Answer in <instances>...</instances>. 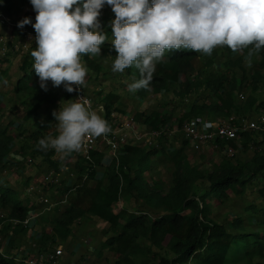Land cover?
<instances>
[{"label":"trees","instance_id":"trees-1","mask_svg":"<svg viewBox=\"0 0 264 264\" xmlns=\"http://www.w3.org/2000/svg\"><path fill=\"white\" fill-rule=\"evenodd\" d=\"M15 6L14 0H4L0 11L12 14ZM109 10L112 9L107 6L101 9L103 17L99 19L107 39L112 35ZM34 48L21 53L24 54L19 64L21 75L14 85L19 101L26 97L32 99L23 115L24 122L31 121V128L26 130L18 124L14 131L11 121L0 126V168L3 171L7 163L21 158L25 162L44 164L55 174L68 172L69 177L63 178L56 190L60 200L66 201L61 211L54 212L52 223L41 226L40 215H35L36 206L25 202L17 189L2 183L0 207L9 219L37 218L30 241H36L38 251L58 244L63 245L64 253L74 250L76 246L71 248L68 244L73 239V226L80 230V225L95 220L101 233L96 254L104 257L107 264H264V183L261 184L264 150L257 146L247 159L223 154L211 168H201L186 154L187 140L182 136L178 144L171 143V137L170 142L167 140L174 126L181 129L184 121L196 117L222 118L236 124L233 116L240 118L243 111L261 104L257 94L264 81V48L257 52L250 46L233 52L227 46L217 47L213 51L225 59L216 71L209 70L216 59L214 53L206 56L191 49L166 51L156 65L150 88L140 89L136 95L144 98L150 93L156 96L170 93L168 99L149 112L132 113L137 124L158 133L155 141L148 144L131 137L117 150L116 156L106 155L105 150H94L90 152V160L80 152L74 156L61 154L60 158L54 149L46 152L39 149V139L58 134L52 113L61 98L58 89L50 88L51 81L47 83V91L40 87L31 56ZM249 53L256 59L247 76L245 61ZM17 54L0 56V82L9 77V59ZM116 55L112 42L107 40L101 46V54H84L81 62L87 68L85 80L98 75L102 58L108 56L115 61ZM125 73L133 74L134 81L141 78L134 66L126 68ZM244 88L248 89L246 102L239 103V94ZM97 94L96 102L102 104L104 119L112 127L111 114H125L120 94L114 91ZM69 97L75 100L73 92L66 93L65 98ZM43 106L45 112L39 117L38 111ZM3 107L0 92V113ZM213 144L215 147L210 146L220 152L228 147L234 152L248 153L255 137L252 131H239L236 139L216 138ZM162 163L171 166L168 178L161 175ZM253 182L258 186L263 206L246 208L252 222L243 216H234L228 222L218 220L216 207L231 195L242 196ZM132 201L143 207L132 209ZM10 229L15 235L28 232V226L12 227L5 223L3 235ZM18 253L15 250L13 254ZM14 256L4 245L0 248V264H17Z\"/></svg>","mask_w":264,"mask_h":264},{"label":"clouds","instance_id":"clouds-1","mask_svg":"<svg viewBox=\"0 0 264 264\" xmlns=\"http://www.w3.org/2000/svg\"><path fill=\"white\" fill-rule=\"evenodd\" d=\"M4 0H0V5ZM37 15L18 21L31 24L37 47L31 52L40 87L63 85L72 93L85 86L84 54H101L107 35L101 31V9L111 6L112 45L117 53L113 72L134 66L140 79L127 85L130 93L149 89L156 65L173 49L211 55L217 47L240 52L264 48V0H30ZM251 55V53H249ZM250 66V65H249ZM77 86V87H74ZM71 101V102H70ZM54 110L58 134L38 141L41 151L80 152L90 138L112 129L92 110L88 100L63 101Z\"/></svg>","mask_w":264,"mask_h":264},{"label":"rangeland","instance_id":"rangeland-1","mask_svg":"<svg viewBox=\"0 0 264 264\" xmlns=\"http://www.w3.org/2000/svg\"><path fill=\"white\" fill-rule=\"evenodd\" d=\"M14 2L16 6L13 10V13L10 14L11 17L14 20L17 18L18 20H22L25 17H30L34 23L37 13L33 9L30 0H26L25 2H22V0H14ZM107 13L112 17H110L112 22V20L115 18L114 12L109 10ZM101 17H103V15H100L98 19ZM29 25L32 27L31 24ZM109 26H111V24ZM7 28V26H1L0 32L8 31ZM32 29L34 28L32 27ZM112 39L113 37L111 35L107 41L111 42ZM213 53L215 54L216 59L209 70H220L221 61L225 58L224 56L220 55L218 51L217 53L213 51L212 54ZM23 56L24 54L21 53L11 56L9 59V64L7 65L9 68V77L6 80L0 82V92L4 106L2 112L0 113V126H5L11 121L13 122L12 130L14 131L16 130L15 128L18 124L24 125L26 130H30L31 128V121L24 122L23 115L25 114V111L31 106L32 99L30 97H26L24 100L19 101L14 93L15 82L21 75V72L19 71V64ZM255 59L256 57L253 54L246 57L245 73L247 76L251 73L250 69L252 68V63L255 61ZM113 63L114 61L108 56L102 58L101 71L98 73V75L95 77H89L87 80H85V91L87 94L93 96L94 100L97 101L98 91L118 92L120 94L121 108H123L125 113L132 114L135 110H144L149 112L159 103H161V101H166L168 99V94L170 93H164L163 95L158 96L152 95L150 93L144 98H139L136 93H130L127 89V85L134 82L133 74H126L125 70L123 73L113 72ZM51 87L53 88L54 86L51 85L50 88ZM55 88L59 90V96L61 99L54 107V110H59L61 103L62 106H65L63 101L72 100V98H65L67 91L64 89L63 85ZM246 89L247 88L242 89L241 94L243 95V98H238L239 103L246 102V94L248 92V89ZM258 99L261 104L257 105L254 109L251 108L247 111H243V115L240 117V119H243L244 121H255L257 124V129L252 130V133L255 137V144L250 147L248 153L234 152L235 156L237 155L242 159H247V157L252 154L253 150L257 146L264 150V81H262L260 84V91L257 94V100ZM176 109L179 111V106H177ZM44 112L45 106L39 109V117H42ZM170 137L172 138L171 140H173L171 143L175 144L180 141L181 139L178 138L181 137V129L175 128L174 126L170 135L167 137L168 141L170 140ZM185 152L191 158L192 162L195 161L196 163H199L201 168H211L213 164L220 160L222 157L221 155L223 154L229 156L226 150L223 152L217 151L211 147L210 144H202L200 147L189 144ZM75 153L77 152H72V155L74 156ZM57 155H60V158L62 157L60 153H57ZM160 170L161 175L165 178H168L171 171V166L168 163H162L160 164ZM69 175L70 174L65 171L55 174L50 169L48 170L44 164H39L37 162H25V160H22L21 158H15V160H12L6 164L3 171L2 169L0 170V184L3 183L16 188L20 192L21 198L25 202L29 201L30 203L34 204V206L37 208L35 215L39 214L41 218L38 223H40L41 226H46L47 224L49 225V223H52L54 212L56 213L57 210L61 211L62 207L65 205V202H60V194H57L58 192H56V190L59 186V182L63 178L67 179ZM261 181H263L261 184L264 183V177L261 178ZM30 186H32L33 189L31 193H28L27 189ZM205 187L206 186H203L204 189ZM257 187L256 183L254 184L253 182L248 186L246 192L242 196L239 197L231 195L223 205L216 207L215 215L217 219L223 222H228L234 216H243L242 218H244L246 221L252 222L253 219H251V214L250 212L246 211V208L250 205L257 207L263 206L261 205V199L257 193ZM130 204L134 210H140L143 207V205L135 201H132ZM151 215L156 216V213L152 212ZM36 222L37 218L30 220L28 232L31 231L33 234V223L35 224ZM79 227L81 228L80 230H78V226H73V239L69 240L68 244L71 248L74 246L76 247L70 252L69 249L65 251L63 256L65 264H107V261L104 259V257L99 258V256L96 254L98 247L100 246L101 239V233H99L97 222L95 220H89L87 223L82 224V226L80 225ZM27 233L21 232L15 235L12 233L11 229L7 231V234L4 237L3 245L5 248L10 250L13 256L15 254H13L12 250L15 249L17 252H19V257L21 255H25L21 251L25 250L27 246H29L28 244L33 237V235H27ZM83 239H86L87 243H84ZM9 240L12 242L10 243Z\"/></svg>","mask_w":264,"mask_h":264},{"label":"built area","instance_id":"built-area-1","mask_svg":"<svg viewBox=\"0 0 264 264\" xmlns=\"http://www.w3.org/2000/svg\"><path fill=\"white\" fill-rule=\"evenodd\" d=\"M111 8V6L105 5V7ZM20 20H14L10 14L0 11V27L7 26L8 31L0 32V56H6L9 53H23L28 51L31 47H37L35 40V30L28 28L26 25L21 29L17 27V23ZM19 29V30H15ZM77 87V86H74ZM75 100H88L91 103L92 110L96 111L104 119V110L102 104L96 102L93 96L89 95L85 91V87L79 91L73 92ZM239 98H243L240 93ZM95 101V103H94ZM93 102V105H92ZM112 131L106 136L90 138L85 147L80 153L90 160V152L94 150H105V154L116 156L117 150H119L123 144H125L129 138L136 141H144L145 143H153L157 136L156 131H147L141 125L137 124L133 115L130 113L111 114ZM236 119V124H233L230 119H207L203 117H196L189 121H184L181 127V136L187 140L189 144L195 146H201L202 144H210L213 147L214 140L216 138L222 140H234L237 138L239 131H252L257 129L255 121H244L243 119L233 117ZM229 156L234 155V150L226 148ZM33 187L30 186L27 191L31 193ZM65 198L60 202H65ZM33 217H27L23 220L9 219L6 212L0 207V248L4 244V235L2 232L3 225L5 223L11 224V226L21 225L26 227L29 225L30 220ZM86 243L87 240L83 239ZM29 246L23 251L24 256H14L17 264H65L63 259L64 247L61 244L55 245L47 250L38 251L36 249V241H30ZM5 253V252H4ZM27 253V254H26ZM71 264V263H69Z\"/></svg>","mask_w":264,"mask_h":264},{"label":"crops","instance_id":"crops-1","mask_svg":"<svg viewBox=\"0 0 264 264\" xmlns=\"http://www.w3.org/2000/svg\"><path fill=\"white\" fill-rule=\"evenodd\" d=\"M233 117H236V118H238L237 116H233ZM16 189V188H15ZM48 210V209H47ZM37 216V215H36ZM31 233V231L30 232H28V234L27 235H29ZM23 246V245H22ZM26 247V246H25ZM16 250V249H15ZM15 250H13V253L15 252ZM17 251V250H16Z\"/></svg>","mask_w":264,"mask_h":264}]
</instances>
